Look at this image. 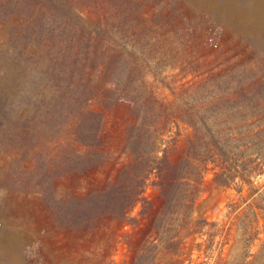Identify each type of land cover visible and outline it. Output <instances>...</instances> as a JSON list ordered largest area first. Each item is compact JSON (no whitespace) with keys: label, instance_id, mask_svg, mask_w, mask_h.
<instances>
[{"label":"trees","instance_id":"1","mask_svg":"<svg viewBox=\"0 0 264 264\" xmlns=\"http://www.w3.org/2000/svg\"><path fill=\"white\" fill-rule=\"evenodd\" d=\"M83 5L84 0H0L6 60L39 88L37 101L49 107L69 167L84 176L105 172L111 153L103 110L128 107L121 136L128 162L113 165V176L108 172L100 187L79 200L76 230L93 232L102 222L128 229L122 240L129 264H193L187 241L192 235L212 237L203 231L212 225L191 221L205 173H213L217 186L238 192L263 173L264 90L245 88L243 77L232 76L223 86H180L173 100L162 98L154 81L128 67L131 51L144 59L160 50L157 40L133 39L128 0H102L92 8V19L83 16ZM26 53L31 56L24 59ZM73 226L67 221V230Z\"/></svg>","mask_w":264,"mask_h":264},{"label":"rangeland","instance_id":"2","mask_svg":"<svg viewBox=\"0 0 264 264\" xmlns=\"http://www.w3.org/2000/svg\"><path fill=\"white\" fill-rule=\"evenodd\" d=\"M101 1L84 0L83 16L92 19L90 12ZM128 27L133 39L158 41L159 53L144 59L131 51L135 56L128 58V67L149 84L154 81L162 98L173 100L180 86L213 87V81L223 86L232 76L243 77L239 83L245 88L264 90V0H128ZM6 30L0 28V264H129L122 240L128 229L102 222L93 232L76 230L79 200L100 187L118 167L113 165L128 162L121 145L127 105L103 110L111 153L105 172L79 174L66 162L47 103L37 101L39 88L6 60ZM212 179L206 172L191 216L192 222L212 225L203 230L212 237L192 235L185 251L193 264H220L221 259L245 264L254 258L264 264V167L251 186H240L241 192ZM146 195L153 197L151 188ZM67 221L74 230H67Z\"/></svg>","mask_w":264,"mask_h":264}]
</instances>
